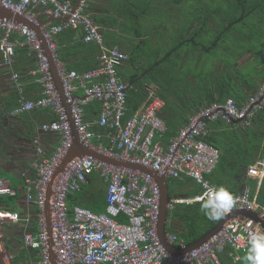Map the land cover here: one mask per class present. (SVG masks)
Masks as SVG:
<instances>
[{
    "label": "built area",
    "instance_id": "obj_1",
    "mask_svg": "<svg viewBox=\"0 0 264 264\" xmlns=\"http://www.w3.org/2000/svg\"><path fill=\"white\" fill-rule=\"evenodd\" d=\"M7 8L27 16L38 24L32 11L36 5L43 12L58 20L55 24L42 25L45 37L57 61L65 92L72 103L74 118L83 142L110 157L138 162L157 171L160 175L184 179L199 177L202 192L191 197H173L168 205L172 210L176 203L203 200L205 186H217L209 175L220 160V149L208 142L211 123L225 121L251 124L256 113L264 109V82L242 103L230 96L198 108L189 116L188 123L169 144L162 140L168 130L161 116L166 102L156 86L148 87V96L142 107L127 117L129 84L119 75V67L129 58L118 44H108L101 27L87 12L86 0H0ZM78 4V5H77ZM77 30L74 39L96 43L99 47V64L79 72L66 70L57 56L55 38L65 29ZM81 33V34H79ZM29 48L28 55L36 63L28 74L40 85L41 94L35 100L27 98L22 74L14 71L18 47ZM0 66L11 69V81L19 94L18 104L11 115H20L37 108L53 109L56 119L41 125L44 132H58L61 136L56 150L48 155L41 138H33L35 158L32 167L35 175L25 176V201L37 205L38 227L31 230L32 213L17 209L0 208V228L6 223H23V247L36 251L30 264H52L49 245L53 239L56 264H224L220 254L230 246L229 256L234 262L242 258L248 248V233L264 231V207L257 202L249 183L233 195L234 208L253 210L260 220L239 216L229 220L223 229L198 248L185 254H173L165 249L159 234L160 187L149 174L139 170L117 167L98 161L93 156L75 157L53 181L51 196L52 233L47 230L45 203L50 182L56 168L72 144L69 116L50 71L38 34L28 24L0 19ZM101 103V111L94 120L85 118V106L92 100ZM105 128L107 132L93 127ZM108 138L111 145L104 148L95 140ZM101 169V179L107 189L106 211L97 213L89 207L76 204L72 211L68 195L89 182V177ZM247 178L256 180L257 189L264 179V156L259 157L246 171ZM17 189L11 181L0 177V196H14ZM125 220L120 221L119 216ZM4 229V228H3ZM169 240L179 247L188 244L176 233H169ZM8 264H10L8 262Z\"/></svg>",
    "mask_w": 264,
    "mask_h": 264
},
{
    "label": "trees",
    "instance_id": "obj_2",
    "mask_svg": "<svg viewBox=\"0 0 264 264\" xmlns=\"http://www.w3.org/2000/svg\"><path fill=\"white\" fill-rule=\"evenodd\" d=\"M88 1L87 12L101 27L106 42L118 44L129 56L125 64L119 67L120 77L129 84L127 117L132 116L142 107L147 99L148 87L151 86V82L158 84L159 93L167 99L166 104L168 103L176 109L185 107L186 104H178L175 101L170 104L167 97L168 92L179 94L181 91L184 92V86H188L186 89L192 96L196 92L200 99L196 101V105L191 104V106H196L194 110L187 111L186 124L192 113L212 102L224 101L232 96L239 104H242L260 85L258 86L256 79L248 78V74L241 72L240 69L238 71L236 62L227 60L220 70H212L204 76L201 74L198 76L191 68L188 57L183 54V61H180L181 58H179L188 49L193 52V55L198 49L205 51L204 61H206L207 57L211 58L213 53H216L214 50L233 34L250 43L249 46L247 43L240 44L242 48L237 49V55L243 51V53H250L251 56L259 57L261 60L262 74L257 77L264 82V50H254V41L259 40L260 35L252 34L250 36L245 32L251 27L253 18H260L259 20L264 18V0H110L111 6L105 9L110 12L108 15L102 13L100 6L94 1ZM187 6L189 7L187 8ZM157 12L161 16L165 15L164 21L161 22L162 26L159 28L162 35L161 39H158L159 42L156 41L158 35L154 29L155 26L161 24ZM171 19L172 23L167 24L166 21ZM173 24H177L174 29L181 40L177 45L167 46L164 35L167 32L170 33L169 27ZM75 34H77V30L69 28L58 35L57 56L66 70L76 69L82 72L99 64V59L96 58L99 47L93 42L87 43L81 39H74ZM152 35L155 36L152 38ZM157 42L158 45L153 47V44ZM262 45L264 49V39ZM28 52V46L18 47L16 50L17 63L22 60L25 64L29 63V65L35 66L36 60L29 56ZM183 65L189 66L188 72H185ZM188 74L194 75L195 85H189ZM197 77L201 80L198 81ZM154 86L157 85L154 84ZM176 89H179V92ZM18 99L19 96L16 92L0 95V122L7 116L18 117L11 115V111L18 104ZM100 111V101L92 100L85 106V118L94 120ZM167 126L168 130L162 138L165 144H169L171 139L176 137L184 127H179L176 123H169ZM93 128L97 131L107 132L105 128L99 126ZM206 140L221 151L218 166L209 175L210 180L217 186H225L232 195H235L239 192L237 181L241 174L245 173L246 176L247 168L259 157L264 156V109L256 113L248 126H243L239 122L227 123L222 120L212 122L210 134ZM102 142L109 141L105 137L101 141L95 140L96 145ZM18 181L24 184V180ZM256 182V180L247 178V183L253 189V195L257 196V202L264 207V179L258 189ZM189 183L194 185V189L187 193L185 187ZM16 184L20 183L13 182V186L17 189L16 195L0 196V208L17 209L22 214L30 211L32 213L30 229L36 230L40 209L33 203L29 205L26 203V190L18 189ZM168 186L171 195L186 192L183 195L194 196L202 192V187L190 177L184 179L168 177ZM106 199L107 189L101 179V169H98L89 177L87 184L68 195V205L71 211L76 204H81L100 213L106 211ZM200 203L197 201L176 203L173 209L169 210V220L172 222L167 224L168 232L178 234L179 237L186 240L187 244H190L212 229L219 220H209L201 212ZM118 219L124 221L125 217L121 215ZM173 222L181 224L177 227L173 225ZM3 228L12 253L13 263L30 264L32 257L36 256V251L23 247V223H6ZM229 250L230 246L220 254L224 264H240L241 262L246 264V253L242 254L240 261L234 262L229 256Z\"/></svg>",
    "mask_w": 264,
    "mask_h": 264
},
{
    "label": "crops",
    "instance_id": "obj_3",
    "mask_svg": "<svg viewBox=\"0 0 264 264\" xmlns=\"http://www.w3.org/2000/svg\"><path fill=\"white\" fill-rule=\"evenodd\" d=\"M86 1L88 2V5H89V1L88 0ZM90 1H94L96 4H98L101 8L102 13H105L106 15L110 14V12L105 10L108 6H111L110 0H90ZM43 10L44 8L41 5H36L32 8V11L37 15L38 18L40 17L41 21H43L44 23L55 24L58 22V20H54L55 18L44 13ZM115 12H116V9L114 10V13ZM253 19H257V22H259L260 24L262 20H264V18L262 20H259L260 18H253ZM161 26H162V23L154 27L159 39H161L162 37L161 33L159 32V28ZM168 33L169 32L165 34L166 35L165 41H166V45L170 46L171 44L169 42V38L172 37V35L168 36ZM154 36L155 35H152V38ZM55 40L57 43L58 36L55 38ZM236 52H237V49L235 52L232 51L233 54L232 56H229V57H231L232 60H234V62H236V64L238 65L236 67L237 70L240 69L241 72L248 74L247 76L248 78L256 79V82L258 83V86H259L262 83L261 78H259L260 77L259 75L262 74V70H261L262 66H260V63H257L256 65H254V67H252V69L250 70L244 69L249 64H254L256 61V57L251 56L250 53H243V51L238 55ZM183 54L186 57H188V60H190L191 68L195 71V74L199 76L200 73L196 71H200L201 65L208 63L207 60L204 61V59L206 58L205 51L204 50L199 51L197 49L195 54L193 55V52L190 49H188L186 52L184 51L182 53L181 57L179 56V58H181L180 61H183L182 60ZM98 55H99V52H98ZM98 55L96 56L97 59H98ZM241 55H245V57H247L246 60L243 62H240V59H239ZM213 56H216V53H213L212 57ZM0 60H1V57H0ZM234 62H230V63L233 64ZM209 63L215 64V68L213 69L215 71L223 68L221 63L219 62H218L219 64H216V61H210ZM32 67L33 66L29 65V63L25 64L24 61L20 60L18 61L17 66L14 68L15 69L14 71H18L19 73L22 74L27 98L31 100H35L41 94V87L39 84H37L34 81V78H32V76L28 74V71ZM183 68L185 69V72H188L189 66L183 65ZM11 74H12L11 69H4L0 66V86L2 87L0 92L2 93V95L4 94L8 95L11 92H16L18 94V92L15 90V87L11 81ZM198 78L199 77H197V79ZM187 80H188L189 85L190 84L195 85L196 83V79L194 75L190 76L188 74ZM200 80L201 78L198 79V81ZM5 84L7 85L5 86ZM154 84L158 86V84L156 83H152V82L150 83L151 86H154ZM157 88L159 92L160 90L159 86ZM186 88H188V86L183 87L184 92L182 91L179 92V89H176L177 92H179V94L168 92L167 97L170 101V104H173V101H175L178 104L184 103L186 105L185 107H180V108L178 107L176 109L172 105H169L167 103L162 108V111H161V116L165 119L167 124L176 123V125H179V127H183L186 124L185 123L186 117H188L187 111L192 110V109L194 110L196 108V106H191V104L194 103L196 105V101L200 98L198 97L196 92L193 93V96H192V94ZM164 100L166 102L167 99L164 98ZM14 116H18V117L13 118V117L7 116L5 120H1L0 122V168H2L6 172H13L14 174L13 178H10V179L8 178V179L11 181L12 184L13 182L20 183L16 185L18 189L22 190L24 189L23 185L25 184V176L23 175V172L26 173V175L30 177L35 175V169L32 167V162L34 161V158H35L33 138L38 135L42 140V143L44 145V148L47 154L51 155L56 150L57 146L60 144L61 136L58 132H44L41 130V125L43 123L51 122L55 120L56 115L53 109L51 108H37L29 112L28 114H25L24 116L22 114L14 115ZM175 120H177L178 122H174ZM13 125L14 127L12 130ZM6 133L7 135L5 136ZM3 137H5L6 140H3ZM105 139L109 141L107 137ZM263 143H264V140H263ZM99 145H103L104 148H108L111 145V143L110 141L107 143L102 142ZM246 176H245V173H242L237 181L239 183V191L247 183ZM0 177H5V176H0ZM18 180H24V184L19 182ZM192 189H194V185L192 183H189V185L185 187V190L187 193ZM176 196L191 197L188 195H178V194L173 195V197H176ZM168 222H172V221L169 220ZM173 223H174L173 225L177 227H179L181 224L179 222H173Z\"/></svg>",
    "mask_w": 264,
    "mask_h": 264
},
{
    "label": "water",
    "instance_id": "obj_4",
    "mask_svg": "<svg viewBox=\"0 0 264 264\" xmlns=\"http://www.w3.org/2000/svg\"><path fill=\"white\" fill-rule=\"evenodd\" d=\"M1 18H7L10 20L16 21L18 23L28 24L38 34V37L41 40L42 45H43V50L46 56L48 57V60L50 63L51 74L55 81L56 87L59 91L63 105L65 106L66 112L69 116V121L71 124L72 137H73L72 144L70 148L67 150V152L65 153L64 157L62 158L59 166L56 168V171L53 175V180L52 182H50L48 192H47V200L45 203V214L47 218V230L50 235L52 233V227H53L51 202H50L51 196L53 195V189H52L53 181L58 174L65 171L67 164L72 159H74L75 157H84V156H93L100 162H104V163L114 165L117 167L139 170L153 177L155 182L159 185L160 192H161L160 215H159V222H158L159 238L163 246L165 247V249L173 254H185L195 248L200 247L205 242H207L212 236L220 232L223 229V227L226 225V223L231 219H235L239 216H245V217L254 218L255 220H260L259 213L257 211L234 208L232 212L224 214L219 219V221H217V223L212 229L207 231L200 238L188 244L186 247H179V246H176L174 243H172L169 240L168 229H167V224L169 221L168 205L173 199V195L170 194V190L168 186V176L166 174L160 175L157 171L151 169L148 166H145L144 164L129 161V160H122V159H118L115 157H110L103 151L93 146L86 145L81 139L78 126L74 118L72 103L69 102L68 97L66 95L64 84H63L59 69L57 67V61L54 57V53L52 52L50 45H49V41L45 37V34L43 32L42 25L44 24V22L41 21L40 17L39 18L37 17V20L39 23L36 24L35 22L31 21L27 16L17 13L0 3V19ZM54 20H57V19H54ZM261 222L264 225V222L262 220ZM49 245L51 247V253H52V264H56L57 256H56L55 251L53 250L54 243H53L52 237L50 238ZM8 260L10 264H14L13 260L11 259L10 249L7 246V240L4 234V229L3 227H1L0 228V264H8Z\"/></svg>",
    "mask_w": 264,
    "mask_h": 264
},
{
    "label": "clouds",
    "instance_id": "obj_5",
    "mask_svg": "<svg viewBox=\"0 0 264 264\" xmlns=\"http://www.w3.org/2000/svg\"><path fill=\"white\" fill-rule=\"evenodd\" d=\"M193 176L199 183V177L195 174ZM202 196L204 198L200 203V210L209 220H219L237 202L223 185L205 186ZM245 260L247 264H264V231L256 230L248 233Z\"/></svg>",
    "mask_w": 264,
    "mask_h": 264
},
{
    "label": "rangeland",
    "instance_id": "obj_6",
    "mask_svg": "<svg viewBox=\"0 0 264 264\" xmlns=\"http://www.w3.org/2000/svg\"><path fill=\"white\" fill-rule=\"evenodd\" d=\"M189 6H187V8H188ZM157 14L159 15V19H160V23L162 22V21H164V19H165V15H160L158 12H157ZM167 22V24H171L172 23V19L171 20H168V21H166ZM176 26H177V24H173V25H171L170 27H169V29H170V33H168V36L169 35H172V37H170L169 38V42H170V44L171 45H177V44H179V42H180V38L178 37V34H176L175 33V29L174 28H176ZM181 27V26H180ZM179 31V30H178ZM245 32H246V34L247 35H252V34H254V36H258V35H260V39L259 40H255L254 42V44H255V46H254V50L255 51H257V50H264L263 49V45H262V40L264 39V20H262V22H261V24H258L257 23V19H253L252 21H251V27L250 28H248V29H246L245 30ZM235 34H233V35H231L229 38H227L226 40H224V42H222L221 44H220V46L218 47V48H216L214 51L216 52V56H213V57H211V58H208L207 57V61H208V63H205V64H203V65H201V69H200V71H196V72H199L202 76H204L205 74H207V72H210V71H212L214 68H215V64H211V63H209L210 61H216V64H219V63H221V65H222V67H223V63H226L227 62V60H229V61H234V60H232V58L231 57H229V56H232V51L233 52H235L236 51V49H240V48H242L241 46H240V44L242 45V44H244V43H247L248 42V40H246V41H243L238 35H236V37L234 36ZM183 38H185V37H183ZM158 36H157V40L156 41H158ZM164 40H166V35H164ZM159 42V41H158ZM158 42L157 43H154L153 44V47H155V46H157L158 45ZM248 44V46L250 45V43H247ZM166 46V45H165ZM247 56V55H246ZM246 58L247 57H245V55H241V57L239 58L240 59V62H243V61H245L246 60ZM238 60V59H237ZM219 63H218V62ZM261 62V60L259 59V57H256V61H255V63L254 64H249L248 66H246L244 69L245 70H250V69H252V67H254V65H256L257 63H260ZM7 84H5V86H6ZM1 89H2V87L0 86V91H1ZM3 140H6L5 139V137H3ZM2 142V141H1ZM0 175H3V176H5V177H7V179L9 178H13V176H14V174H13V172H6V171H4V170H2L1 168H0ZM184 193H181V192H178V195H183ZM6 237V236H5ZM7 246L9 247V244L7 243ZM10 249V248H9ZM10 253H11V251H10ZM11 255H12V253H11ZM8 262H9V260H8ZM246 262V261H245ZM240 264H243V262H241ZM246 264H247V262H246Z\"/></svg>",
    "mask_w": 264,
    "mask_h": 264
},
{
    "label": "flooded vegetation",
    "instance_id": "obj_7",
    "mask_svg": "<svg viewBox=\"0 0 264 264\" xmlns=\"http://www.w3.org/2000/svg\"><path fill=\"white\" fill-rule=\"evenodd\" d=\"M1 94H2V93L0 92V95H1ZM13 127H14V125L12 126V130H13ZM12 130H11V131H12ZM6 135H7V133L5 134V136H6ZM10 142H11V141H10Z\"/></svg>",
    "mask_w": 264,
    "mask_h": 264
}]
</instances>
